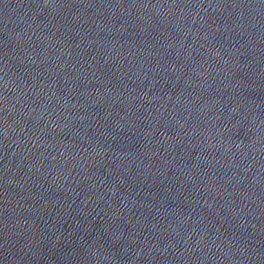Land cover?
Wrapping results in <instances>:
<instances>
[{
  "label": "water",
  "instance_id": "95a60500",
  "mask_svg": "<svg viewBox=\"0 0 264 264\" xmlns=\"http://www.w3.org/2000/svg\"><path fill=\"white\" fill-rule=\"evenodd\" d=\"M0 264H264V0H0Z\"/></svg>",
  "mask_w": 264,
  "mask_h": 264
},
{
  "label": "clouds",
  "instance_id": "9594fccd",
  "mask_svg": "<svg viewBox=\"0 0 264 264\" xmlns=\"http://www.w3.org/2000/svg\"><path fill=\"white\" fill-rule=\"evenodd\" d=\"M93 255H96L95 251L92 253ZM105 259H109V257H104Z\"/></svg>",
  "mask_w": 264,
  "mask_h": 264
}]
</instances>
